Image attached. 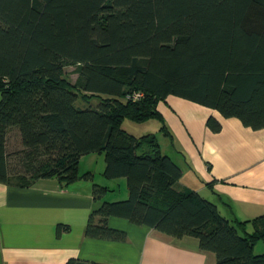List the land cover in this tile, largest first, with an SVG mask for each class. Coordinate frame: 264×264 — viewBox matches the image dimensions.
<instances>
[{
	"label": "trees",
	"instance_id": "trees-1",
	"mask_svg": "<svg viewBox=\"0 0 264 264\" xmlns=\"http://www.w3.org/2000/svg\"><path fill=\"white\" fill-rule=\"evenodd\" d=\"M0 95V183L68 186L91 177L79 176L81 157L103 154V176L125 179L127 199L91 211L85 237L124 241L107 225L117 217L193 237L216 264H264L254 253L264 216L231 224L195 191L177 192L182 169L156 135L121 128L154 120L171 139L157 105L173 96L264 129V0H0ZM206 126L221 130L212 117ZM107 192L92 185L95 202Z\"/></svg>",
	"mask_w": 264,
	"mask_h": 264
},
{
	"label": "crops",
	"instance_id": "crops-1",
	"mask_svg": "<svg viewBox=\"0 0 264 264\" xmlns=\"http://www.w3.org/2000/svg\"><path fill=\"white\" fill-rule=\"evenodd\" d=\"M157 109L172 132L170 147L161 151L183 173L174 189L195 191L231 224L264 216V129L251 130L237 119H223L214 110L173 96ZM210 117L221 124L218 133L207 128ZM83 159L79 176L90 172L82 173ZM90 174L68 186L56 179H41L25 188L0 183V264H65L70 259L96 264H216L215 255L201 251L193 237L175 238L122 218L110 217L107 225L124 233V241L85 237L91 211L108 202L114 184L126 183L123 178L108 180L103 172L104 182L96 183L97 173ZM93 184L109 189L101 201L93 199Z\"/></svg>",
	"mask_w": 264,
	"mask_h": 264
},
{
	"label": "rangeland",
	"instance_id": "rangeland-1",
	"mask_svg": "<svg viewBox=\"0 0 264 264\" xmlns=\"http://www.w3.org/2000/svg\"><path fill=\"white\" fill-rule=\"evenodd\" d=\"M75 70L76 67L73 65H67L65 66L64 69V74L67 77V79L74 84L76 79H77V75L75 74ZM0 99H1V95H0ZM80 105L82 106V104L80 103ZM89 106L92 108H95L97 106V101L96 100H91L89 103ZM88 108V107H86ZM166 122V121H165ZM167 125V123H166ZM168 126V125H167ZM160 128V124L157 121L151 120L145 123H141V124H136L133 123L131 121L125 120L121 126V128L128 134L132 135V136H136V137H140V136H144L146 134H155L157 137V141L163 149V152H165V146L169 145L170 147V141L167 137L163 136L162 134L158 133L159 132V128ZM169 130V129H168ZM170 132V130H169ZM172 134V132H170ZM169 141V143H168ZM18 143V139L17 136L15 134V136L9 140L8 142V150L11 151L14 148H16V144ZM170 149V148H169ZM165 154V153H164ZM92 155V154H91ZM104 155H100V154H95L93 156L87 155L84 156V159L81 162V166L80 169L83 170L82 173L88 172L90 171L91 173H97L96 175H94L93 180L97 183V182H104L103 178L100 177V173L103 172L104 170ZM89 172V173H90ZM100 180V181H99ZM120 180V179H117ZM126 183L123 182L120 183L118 186V184H114V192H111L109 194H107V201L108 202H112L113 200H124V189L126 188ZM114 202V201H113ZM257 249H263L264 252V246L261 242L257 243ZM255 254H259L258 251L255 249L254 250Z\"/></svg>",
	"mask_w": 264,
	"mask_h": 264
},
{
	"label": "built area",
	"instance_id": "built-area-1",
	"mask_svg": "<svg viewBox=\"0 0 264 264\" xmlns=\"http://www.w3.org/2000/svg\"><path fill=\"white\" fill-rule=\"evenodd\" d=\"M143 98V94H141V93H136V94H134V95H132V96H126V98L125 99H127V100H129V101H132V102H136V101H139V100H141Z\"/></svg>",
	"mask_w": 264,
	"mask_h": 264
}]
</instances>
